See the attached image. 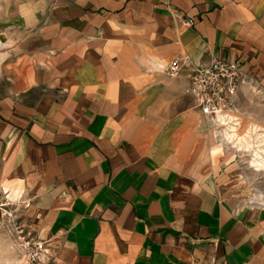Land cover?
<instances>
[{
  "label": "crops",
  "instance_id": "0c3cea01",
  "mask_svg": "<svg viewBox=\"0 0 264 264\" xmlns=\"http://www.w3.org/2000/svg\"><path fill=\"white\" fill-rule=\"evenodd\" d=\"M59 3L0 52V162L62 264H264V208L219 195L210 116L168 72L236 56L264 89V1Z\"/></svg>",
  "mask_w": 264,
  "mask_h": 264
},
{
  "label": "rangeland",
  "instance_id": "374dc122",
  "mask_svg": "<svg viewBox=\"0 0 264 264\" xmlns=\"http://www.w3.org/2000/svg\"><path fill=\"white\" fill-rule=\"evenodd\" d=\"M59 1L63 0H0V52L8 40L14 44L23 40L16 34L25 32H16L20 15L47 12ZM261 13L264 20V4ZM208 120L205 138L210 139L211 149L218 144V154L211 156L205 173L216 166L218 193L233 206L264 208V166L253 162L256 151L264 158V89L252 84L242 87L231 107L221 108ZM229 126L236 128L234 140L242 138L247 146L238 147L228 139ZM24 191L19 193L17 183L5 178L0 162V264H62L58 246L47 241L44 212L37 200L28 203Z\"/></svg>",
  "mask_w": 264,
  "mask_h": 264
},
{
  "label": "built area",
  "instance_id": "2783aa9c",
  "mask_svg": "<svg viewBox=\"0 0 264 264\" xmlns=\"http://www.w3.org/2000/svg\"><path fill=\"white\" fill-rule=\"evenodd\" d=\"M193 23V20L186 21L187 26ZM168 72L185 75L192 85L193 95L207 116L219 113L221 108L231 107L242 87L252 84L261 88L258 81L248 73L242 60L236 56L217 58L209 64L176 58Z\"/></svg>",
  "mask_w": 264,
  "mask_h": 264
},
{
  "label": "bare ground",
  "instance_id": "6f19581e",
  "mask_svg": "<svg viewBox=\"0 0 264 264\" xmlns=\"http://www.w3.org/2000/svg\"><path fill=\"white\" fill-rule=\"evenodd\" d=\"M223 118V117H222ZM223 122L225 121V119H221ZM231 132H226V136L228 137L229 140H231V142H233L234 144H236V146L238 145V147L241 145H243L245 142H242V138H236V141L234 140L235 137H237L236 135V128L235 126H229ZM240 143V144H239ZM245 146H247V144H244ZM264 151V150H261ZM262 154V153H261ZM258 151L255 152L256 158L253 161L254 163H256V165H258L257 167L262 168L264 166V158L262 157L263 155H261Z\"/></svg>",
  "mask_w": 264,
  "mask_h": 264
}]
</instances>
